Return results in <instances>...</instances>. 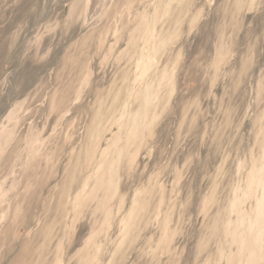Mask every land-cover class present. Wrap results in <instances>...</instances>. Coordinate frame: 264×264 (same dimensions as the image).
I'll list each match as a JSON object with an SVG mask.
<instances>
[{"label":"rangeland","instance_id":"1","mask_svg":"<svg viewBox=\"0 0 264 264\" xmlns=\"http://www.w3.org/2000/svg\"><path fill=\"white\" fill-rule=\"evenodd\" d=\"M0 264H264V0H0Z\"/></svg>","mask_w":264,"mask_h":264}]
</instances>
